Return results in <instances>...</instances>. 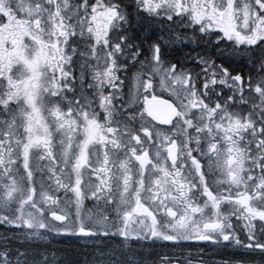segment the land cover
<instances>
[{"label":"snow or ice","instance_id":"6c2138e0","mask_svg":"<svg viewBox=\"0 0 264 264\" xmlns=\"http://www.w3.org/2000/svg\"><path fill=\"white\" fill-rule=\"evenodd\" d=\"M0 264H264V0H0Z\"/></svg>","mask_w":264,"mask_h":264}]
</instances>
